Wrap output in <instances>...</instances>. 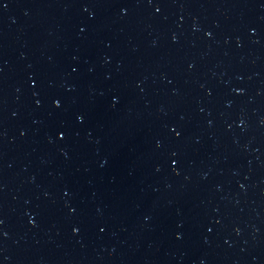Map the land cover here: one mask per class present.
Returning a JSON list of instances; mask_svg holds the SVG:
<instances>
[{"label": "water", "instance_id": "1", "mask_svg": "<svg viewBox=\"0 0 264 264\" xmlns=\"http://www.w3.org/2000/svg\"><path fill=\"white\" fill-rule=\"evenodd\" d=\"M0 264H264V0H0Z\"/></svg>", "mask_w": 264, "mask_h": 264}]
</instances>
